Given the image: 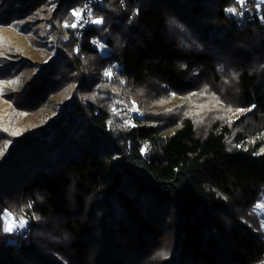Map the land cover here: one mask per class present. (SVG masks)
I'll return each instance as SVG.
<instances>
[{
    "label": "trees",
    "instance_id": "1",
    "mask_svg": "<svg viewBox=\"0 0 264 264\" xmlns=\"http://www.w3.org/2000/svg\"><path fill=\"white\" fill-rule=\"evenodd\" d=\"M46 1L0 0V26ZM89 1H55L44 63L0 57V75H29L3 95L0 264H264L246 222L264 188V1L238 27L233 0H100L79 42ZM5 212L44 245L4 231Z\"/></svg>",
    "mask_w": 264,
    "mask_h": 264
},
{
    "label": "rangeland",
    "instance_id": "2",
    "mask_svg": "<svg viewBox=\"0 0 264 264\" xmlns=\"http://www.w3.org/2000/svg\"><path fill=\"white\" fill-rule=\"evenodd\" d=\"M55 1L47 0L46 3H44V5H41V7L39 8L40 11L37 13L34 19L32 17L30 18L26 17L28 19L20 20L15 25L0 26V57H2L5 60H13L14 58L18 59L19 57L20 58L19 62H25V64L27 65L29 64L31 67H33L36 64L44 63L45 61H47L48 58L52 56L53 52L49 47L47 49H44L45 47H42L43 46L42 39L44 38L43 36L45 35L46 31L50 26L49 20L52 13L56 11L57 6ZM81 10L82 8H80L79 10L80 14H81ZM28 28L29 31H26V29ZM41 43L42 45L40 47L39 45ZM28 77L29 75L27 73H25V75L16 74L10 77H4L0 75V121L4 119L5 116L8 115L7 111L9 108V105L5 103V98L3 97V95L19 88L21 85L24 84L23 82ZM186 102H187L186 97L182 95H175L173 101L171 102V105H169L167 109H172L173 107L185 104ZM131 106L132 105L126 107L127 114L129 115V117L134 116L131 111H138L135 108H133V106L132 107ZM248 111L249 110L235 109V111L233 112L234 117L232 118L234 120L238 119L239 117L244 116ZM46 114H48V112L44 110L42 112V116ZM37 118H41V117L38 116L37 114H34L29 118V121L30 119H32L31 121H34ZM258 194L259 197H257L256 202L250 205L247 209V211L251 214V216L246 219V222L250 225L253 233H258L263 238V242H264V210L256 209V205L264 204V188H261ZM146 202L147 201L143 200L142 204L145 205ZM165 210H168V207L165 208ZM23 212L24 211H22V213ZM6 213L8 212H5L2 217L5 224L9 222H13L14 224L19 223L20 220L18 221L14 219L12 216L10 221L9 217L5 215ZM38 224L39 222L37 223V227ZM13 231L15 237L21 236L23 238L21 242L22 241L29 242L31 241V239L33 240L35 238L36 241L33 242L36 245L38 244L44 245L43 244L44 241L42 242V240L44 239L41 231L37 232L36 230L31 229L29 227V224H27V222L25 223V226L23 228L14 227ZM133 234H134L133 238L135 239V245H137L138 242H140V239L138 237H135L137 236L135 235V231H133ZM154 234L156 236V232H154ZM109 235L112 236L113 239L116 238L115 233ZM156 239L158 243H161L160 249L163 250L166 247L165 244L166 240L170 239V237L165 238L164 236L162 237L156 236ZM15 243L17 244L18 241H16ZM20 246L21 245L19 244L18 248H20ZM154 252H161V251L157 249Z\"/></svg>",
    "mask_w": 264,
    "mask_h": 264
},
{
    "label": "built area",
    "instance_id": "3",
    "mask_svg": "<svg viewBox=\"0 0 264 264\" xmlns=\"http://www.w3.org/2000/svg\"><path fill=\"white\" fill-rule=\"evenodd\" d=\"M99 1L100 0H92L86 2L82 7L79 21L76 24V36L79 38V42L80 40H82V38H86L84 33L93 24V3H97ZM260 1L264 0H244L243 5L241 6V4L237 2V0H233V2L236 4L238 11L233 13L227 10V19H232L235 25L238 27L251 23L253 21V13L257 9L255 3H258ZM87 41L94 48L100 49L103 46L102 40L96 36H88ZM109 70L110 69H108V71Z\"/></svg>",
    "mask_w": 264,
    "mask_h": 264
},
{
    "label": "snow or ice",
    "instance_id": "4",
    "mask_svg": "<svg viewBox=\"0 0 264 264\" xmlns=\"http://www.w3.org/2000/svg\"><path fill=\"white\" fill-rule=\"evenodd\" d=\"M237 2H238L239 4H241V6H242L243 3H244V0H237ZM228 11H229V12H233V13H235V9H234V8H230V9H228ZM72 15L78 17V16L80 15L79 10L74 11V12L72 13ZM93 22H94V23H97V24H100V23H102V20H99V19H98V20H95V21H93ZM66 26H68V25H66ZM70 26H71V27H76L75 24H72V25H70ZM105 75H106V76H111L112 73H111V71L109 70V71L105 72ZM256 209L264 210V204H258V205H256ZM5 215L8 216V217H9V220L11 221V215H10L9 213H6ZM25 223H26V221H24V220H20L18 224H14L13 222H9V223H7L6 226L4 227V231H6V232H11V231H13V228H14V227H20V228H23V227L25 226Z\"/></svg>",
    "mask_w": 264,
    "mask_h": 264
}]
</instances>
